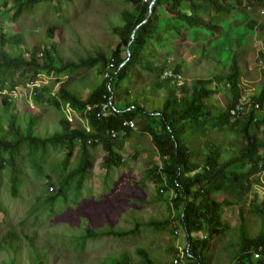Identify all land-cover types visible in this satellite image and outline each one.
Wrapping results in <instances>:
<instances>
[{"label":"trees","instance_id":"trees-1","mask_svg":"<svg viewBox=\"0 0 264 264\" xmlns=\"http://www.w3.org/2000/svg\"><path fill=\"white\" fill-rule=\"evenodd\" d=\"M39 1L12 0V19L16 20L24 9L33 8ZM129 1L132 8L122 13V26L115 31L120 43L113 54L109 56L99 52L96 57L79 61H57L53 38L59 32L62 35L63 28L60 26H49V44L28 48L21 31L3 33L0 15V91L7 90V93H1L0 99V182L5 171L9 191L16 197L24 185L20 177V163L28 165L37 177L42 178L49 148L59 147L65 155L60 163L62 173L55 182L47 184L46 193L37 202L52 208L58 199L66 200L72 192V200L77 203L94 169L92 149L97 146L104 148L106 155L103 163L107 172L121 167L124 157L117 143L132 134L133 130L129 129L127 135H122V132L125 130L124 122L133 120L142 132L152 138V144L161 158V173L157 174L160 163L150 174L161 185L160 194H163L162 198L172 211L165 221H151L149 224L156 230L170 225L172 229L167 231L173 235H177L176 231L180 228L184 230L189 243L187 251L191 254L190 264H206L205 251L210 249L216 236L226 231L225 208L239 206L244 220L248 212L261 220L263 232L250 238L246 230H242L244 238L237 264H264V199H260L256 192V187H264L260 176L264 169V69L260 91L247 105H253L252 109L241 113L238 118L231 116L232 109L242 101L241 80L245 73L240 65V49L246 37H242L240 31L253 33L255 25V22L249 21L246 26L236 21L249 18L247 8L264 9V0ZM163 8L165 16L160 13ZM262 36L264 47V34ZM176 39L193 43L195 51L188 50L189 62L194 63L201 56L203 62H212L228 70L224 72L213 68L214 71L201 73L191 83H187L186 79L181 87H177L176 77H193L197 72H186L184 59L175 62L171 58ZM248 40L251 42L250 38ZM27 49L30 50V57L24 55ZM260 53L264 63V52ZM161 54L167 57L162 59ZM155 59L160 64L154 63ZM173 62L175 67L171 70L169 66ZM96 67L100 68L103 81L84 99L73 88V76ZM139 68L153 75L154 79L145 95L138 93L132 98L125 95L124 100L121 85L135 78V71ZM166 71H172L174 77L162 78ZM43 73L49 75L46 78L50 80L38 82ZM107 73H110V78L105 77ZM63 77L67 79L62 80ZM17 86L21 87L20 92L26 93V98L32 96L34 104H48L63 110L62 129L52 136H40L37 124L41 117L33 115L32 111H25V116L16 112L18 102L10 92ZM226 86L230 87L233 98L227 99L225 108H218V114L213 115L211 110L216 107L210 105L212 97L225 91ZM160 92L164 96L159 95ZM109 99L118 112L111 109L98 117L102 104ZM68 105L78 113L87 114L82 118L88 128L74 123L77 115L70 121L66 113ZM88 107L93 111L86 113ZM112 130L119 133L116 139L110 135ZM212 132H221L222 135L213 136ZM199 139V150L192 149L191 140ZM223 140L228 144L225 145ZM76 157L79 161L71 169L72 160ZM55 188L56 191L51 193ZM247 203L250 208H247ZM41 204L34 205L30 216L37 212ZM0 213H6L1 202ZM93 229L88 226L82 234L85 244L91 237L134 234L139 229V223L127 230ZM205 231L209 235L205 236ZM26 238L22 244L17 231L11 230L3 235L0 250L12 254V260L3 264H23L19 261L23 256L30 258L29 264H47L50 256L46 249L37 245L34 237L27 234ZM146 249L140 247L138 250L143 260L117 261L116 264H175L174 261L157 263ZM172 250L177 253L176 256L180 252L175 246ZM255 253L260 255L259 259L254 258Z\"/></svg>","mask_w":264,"mask_h":264},{"label":"rangeland","instance_id":"rangeland-1","mask_svg":"<svg viewBox=\"0 0 264 264\" xmlns=\"http://www.w3.org/2000/svg\"><path fill=\"white\" fill-rule=\"evenodd\" d=\"M12 5H14L12 0H0L3 33L15 34L21 31L28 48L43 47L49 44V26H60L63 28L62 35L59 32L53 38L56 48L54 55L57 61L64 59V62L93 58L99 52L112 55L120 43V37L115 31L117 27L122 26V13L125 9L132 8L129 0H41L33 8L24 9L23 13L14 20ZM247 9L249 18L236 22L245 23L246 26L249 21L255 22L253 33L244 34L243 30L240 31L242 37H246L240 49V65L244 68L243 72L245 71L241 80L242 102L246 101L249 104L253 96L259 93L263 80L264 63L261 62L260 52H264L262 45L264 10L261 7ZM160 13L165 16V9H161ZM192 44L186 39H176L172 45L171 58L175 62L178 59H184L186 72L193 70L197 72V75L193 77L182 75V79H187V83H191L201 73L214 71L213 68L224 72L228 70L212 62H203L201 56L196 62H189L191 57L188 50L195 51ZM5 48L10 49V46ZM28 51L30 50H25L24 55L30 57ZM245 55H247V61ZM166 57L167 55L161 54L162 59ZM175 62L170 64L169 69L172 70L175 67ZM154 63L160 64L157 59ZM135 72L137 74L135 78L121 85L124 100H126L125 95L131 98L136 97L138 93L145 95L154 79L153 75H149L141 68ZM47 76L49 75L43 73L38 82L49 81ZM66 79L67 77L62 78V80ZM73 81V88L81 97L87 99L96 86L103 81V76L100 68L96 67L93 70L77 72V75L73 76ZM158 94L164 96L163 92ZM19 95L15 99L18 102L16 112L25 116V111H32L33 115L40 116L41 120L37 124V132L40 136H52L62 129L61 120L63 115L65 116L63 110L59 111L48 104L38 106L33 103L32 96L26 98V93L23 91ZM231 98H233L232 92L227 86L225 91L215 94L210 102V105L216 107L211 110L212 114H218V108L224 109L225 101ZM0 99H2L1 93ZM74 123L85 125L81 117H78ZM211 135L221 137L222 133L212 132ZM151 140L152 138L142 132L139 125H136L127 139L117 143L121 147L119 149L124 157V164L108 172L103 163L106 155L104 148L102 146L93 148L94 169L82 194L76 200L77 203L72 200V192L66 200L58 199L52 208H46L45 204L37 202L46 193L47 184L55 182L62 173L60 163L65 155L59 147L49 148L42 178L37 177L28 165L24 166L20 163L22 173L20 177L24 185L16 197L11 195L7 174L5 171L2 172L0 202L6 208V213H0V241L6 232L12 230L19 232L22 238L21 243L24 244L28 234L35 238L37 245L40 244V247L43 246L46 249L50 256L47 264H116L117 261H124V263L129 260L141 261L142 255L138 252L140 247L147 248L151 258L157 263L173 262L177 253L172 250V247L187 250L189 243L186 232L180 226V234L173 235L167 231L172 229L170 225L162 230H156L149 224L151 221H165L172 212L168 202L162 198L163 194H160L161 185L150 174V171L161 163V158ZM195 141L191 140V148L199 150L200 139ZM223 143L228 144L224 140ZM78 161L77 157L72 160L71 169L77 165ZM158 173H161V170ZM55 191L56 188L50 192ZM256 192L260 199H264V187H256ZM220 199L224 198L220 197ZM35 204L42 206L30 216V211ZM246 205L250 208L248 203ZM23 220H25L24 223H22ZM225 220L227 221L226 231L216 236L211 242L210 249L205 251L206 264H237L240 257V245L244 238L242 230L245 229L250 238L263 232L261 220L250 212L244 220L239 206L226 207ZM137 223H139V229L134 234L122 237L116 235L91 237L86 244L83 241L82 234L88 226L93 227L95 231L110 229L118 231L133 228ZM204 235H209L208 231H205ZM29 259L23 256L19 261L29 264ZM11 260V252L0 250V264L5 261L9 263Z\"/></svg>","mask_w":264,"mask_h":264},{"label":"built area","instance_id":"built-area-1","mask_svg":"<svg viewBox=\"0 0 264 264\" xmlns=\"http://www.w3.org/2000/svg\"><path fill=\"white\" fill-rule=\"evenodd\" d=\"M112 68H114V65H112ZM105 77L110 78L111 77L110 73H107ZM167 77H174L173 72L172 71H166L164 73V75L162 76V78H167ZM176 78H177V86L181 87L184 84V80L182 79V77H176ZM28 86H32V85L28 84ZM0 93H7V90L0 91ZM19 94H20V87L19 86H17L16 89H14L10 92V95L12 96L13 99L18 98V96H20ZM247 105H248V103L246 101H244V102L241 101V103H239L238 105H236V107L234 109H232L231 116L238 118L241 115V113H243L245 111H250V109H252L253 105L252 106H247ZM258 106L259 105L257 104V107ZM111 109H114V108H113L112 100L109 99L108 101H106L105 103L102 104L100 111L97 114V116L100 117L103 113L108 112ZM91 111H93V109L91 107H88L86 113H89ZM115 111L118 112L117 110H115ZM66 113H68V116L71 119L70 121H72V119L74 118V115L81 117V119H83L82 117L87 115V114L83 115L82 113H78L70 105H68V107L66 109ZM84 122H85V120H84ZM85 127L88 128L86 123H85ZM124 128H125V130L122 132V135H127V130L128 129L134 130L136 128V124L133 120H126L124 122ZM110 135L112 136L113 139H116L119 136V133L112 130L110 132ZM96 142H98V140H96ZM260 176H261V179L263 180V183H264V169H262ZM172 197L175 198L176 195L174 193H172ZM176 233L180 234V230H177ZM179 249H180V252L174 258V263L175 264H190L191 254L189 253V251H187L185 248H181V247ZM254 258L259 259L260 255L258 253H255Z\"/></svg>","mask_w":264,"mask_h":264},{"label":"water","instance_id":"water-1","mask_svg":"<svg viewBox=\"0 0 264 264\" xmlns=\"http://www.w3.org/2000/svg\"><path fill=\"white\" fill-rule=\"evenodd\" d=\"M130 56H131V51L129 50Z\"/></svg>","mask_w":264,"mask_h":264},{"label":"crops","instance_id":"crops-1","mask_svg":"<svg viewBox=\"0 0 264 264\" xmlns=\"http://www.w3.org/2000/svg\"><path fill=\"white\" fill-rule=\"evenodd\" d=\"M135 130V129H134ZM162 169V167L160 168V170Z\"/></svg>","mask_w":264,"mask_h":264},{"label":"clouds","instance_id":"clouds-1","mask_svg":"<svg viewBox=\"0 0 264 264\" xmlns=\"http://www.w3.org/2000/svg\"><path fill=\"white\" fill-rule=\"evenodd\" d=\"M174 261V260H173Z\"/></svg>","mask_w":264,"mask_h":264}]
</instances>
